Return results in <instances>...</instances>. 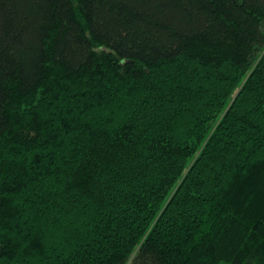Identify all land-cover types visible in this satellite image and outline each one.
<instances>
[{"label": "trees", "instance_id": "obj_1", "mask_svg": "<svg viewBox=\"0 0 264 264\" xmlns=\"http://www.w3.org/2000/svg\"><path fill=\"white\" fill-rule=\"evenodd\" d=\"M0 264H264V0H0Z\"/></svg>", "mask_w": 264, "mask_h": 264}]
</instances>
